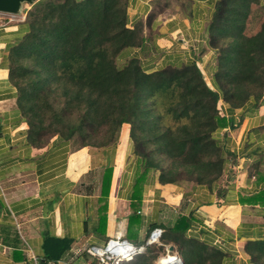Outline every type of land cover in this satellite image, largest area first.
I'll return each instance as SVG.
<instances>
[{"label":"trees","instance_id":"obj_1","mask_svg":"<svg viewBox=\"0 0 264 264\" xmlns=\"http://www.w3.org/2000/svg\"><path fill=\"white\" fill-rule=\"evenodd\" d=\"M185 1L181 6L190 11L195 0ZM161 2L158 10L165 8ZM263 2L214 0L206 31L218 58L210 83L197 61L147 71L134 56L118 65L123 49L145 50L150 40L143 18L128 25V0L35 1L22 22L26 30L11 45L9 56L29 139L39 146L53 136L79 141L80 146H109L129 123L137 156L130 231L139 221L145 185L154 173L161 183L207 186L222 203L236 175L230 166L239 156L227 148L226 130L238 127L264 100V19L258 31L246 32L252 5ZM222 103L232 114L224 112ZM236 110H242L237 118ZM111 173L108 168L106 189ZM256 177V182L263 181V169ZM239 201L264 208V187L240 191ZM191 224V217L180 216L159 243H136L145 244V250L119 264H152L159 256L156 247L169 245L173 253L172 244L181 264H228L229 252L188 236ZM244 247L252 264H264V238L250 239ZM60 254L48 258L57 261Z\"/></svg>","mask_w":264,"mask_h":264},{"label":"crops","instance_id":"obj_2","mask_svg":"<svg viewBox=\"0 0 264 264\" xmlns=\"http://www.w3.org/2000/svg\"><path fill=\"white\" fill-rule=\"evenodd\" d=\"M157 1L128 0V25L143 18L150 40L145 50L123 49L118 65L134 56L147 71L197 61L209 71L211 83L218 51L209 45L206 29L214 0H195L190 11L181 6L158 10ZM13 18L0 22V264H92L90 246L103 247L118 236L142 243L152 225L166 232L180 216L192 219L188 236L229 252L228 264H252L244 244L264 238V208L240 203L239 192L264 187V179L256 182L258 170L264 171V100L238 127L226 130L227 148L239 156L230 166L236 179L225 201L218 203L215 190L207 186L161 183L154 173L145 185L139 221L130 231L137 165L131 125L123 124L115 145L80 146L60 136L34 144L10 78V48L26 30ZM222 108L232 114L226 103ZM108 168L112 173L106 189ZM60 252L57 261L48 258Z\"/></svg>","mask_w":264,"mask_h":264},{"label":"built area","instance_id":"obj_3","mask_svg":"<svg viewBox=\"0 0 264 264\" xmlns=\"http://www.w3.org/2000/svg\"><path fill=\"white\" fill-rule=\"evenodd\" d=\"M163 229L154 228L148 238L147 244L160 242ZM145 244H135L121 236L110 238L106 245L99 247L96 245L87 248V252L96 258L95 264H119L123 260H130L134 255L145 250ZM179 262L180 263V256Z\"/></svg>","mask_w":264,"mask_h":264},{"label":"rangeland","instance_id":"obj_4","mask_svg":"<svg viewBox=\"0 0 264 264\" xmlns=\"http://www.w3.org/2000/svg\"><path fill=\"white\" fill-rule=\"evenodd\" d=\"M183 1L186 2L185 0H162L161 3H162V5H164V7L167 6L170 9H175V8L180 7L181 3H183ZM32 4L33 3H27V2L22 3L21 11L17 14H10V13H5V12L0 11V22H1V20H3L4 22L9 21L10 16L12 18L16 16L15 18H13L14 21H11L12 23L13 22L20 23L21 21L22 22L25 21L27 14H28V11L32 7ZM252 8H253V11H252V14L249 18V23H248L247 30H246V32L248 34H253L256 31H258L260 29L261 22L264 19V2L262 4H253ZM204 73H205V77H206L207 81L210 82L211 78H209V71L207 69H205ZM79 144H80L79 141H78V143L76 142V145H79ZM235 179H236V175H235ZM223 184H225V183L223 182ZM157 243H159V242H157ZM159 246L160 245H158L156 247V253L159 256H157V259H155L152 264H158L157 262L159 261V259L161 257L167 256V254L172 253L169 251V245H166L163 248H159ZM174 248L175 249H174L172 254H174V252L179 253V251L177 250V246L176 247L174 246ZM180 255H178V256H180ZM92 257L94 258V260H96V258L94 256H92Z\"/></svg>","mask_w":264,"mask_h":264},{"label":"water","instance_id":"obj_5","mask_svg":"<svg viewBox=\"0 0 264 264\" xmlns=\"http://www.w3.org/2000/svg\"><path fill=\"white\" fill-rule=\"evenodd\" d=\"M37 0H0V11L10 14H17L21 11L22 3H34ZM173 249V246H170ZM180 263L183 262L182 257H180Z\"/></svg>","mask_w":264,"mask_h":264},{"label":"bare ground","instance_id":"obj_6","mask_svg":"<svg viewBox=\"0 0 264 264\" xmlns=\"http://www.w3.org/2000/svg\"><path fill=\"white\" fill-rule=\"evenodd\" d=\"M178 262H179L178 255L171 253V254H167V256L161 257L157 263L158 264H178Z\"/></svg>","mask_w":264,"mask_h":264}]
</instances>
